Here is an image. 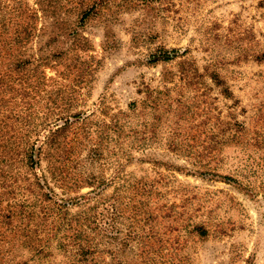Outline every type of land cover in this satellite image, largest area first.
Segmentation results:
<instances>
[{
    "label": "rangeland",
    "instance_id": "1",
    "mask_svg": "<svg viewBox=\"0 0 264 264\" xmlns=\"http://www.w3.org/2000/svg\"><path fill=\"white\" fill-rule=\"evenodd\" d=\"M29 14L33 38L12 47L67 51L44 69L46 105L57 106L48 120L80 112L61 139L73 158L64 165L102 183L99 194L97 183L54 184L59 197H88L70 215L105 199L95 241L126 264H264V0H0V39ZM6 244L0 264H14ZM53 251L23 257L68 264Z\"/></svg>",
    "mask_w": 264,
    "mask_h": 264
},
{
    "label": "trees",
    "instance_id": "2",
    "mask_svg": "<svg viewBox=\"0 0 264 264\" xmlns=\"http://www.w3.org/2000/svg\"><path fill=\"white\" fill-rule=\"evenodd\" d=\"M63 2L67 4L68 1ZM94 9V6L84 9L79 20L83 21ZM28 16V20L17 24L20 27L17 36L0 39V201H5V205H0V240L14 250V264L27 263V258L23 257L24 249L37 259L48 258L56 250L68 264H126L125 259L114 255L110 244L95 241L100 231L106 229L97 221L102 213V210L97 212V208L105 199L70 215L69 207L87 202L88 197L78 201V195L59 197L54 190V184L68 192L84 182L88 186L97 183L90 193H96L98 188L99 194L102 183L90 178L80 182L64 165L73 158L66 154L68 149L61 139H64L66 126L74 123L71 118L81 115L77 111L48 120L50 110L57 106L46 105L45 100L52 93L46 90L44 69L59 64L67 51L62 48L49 52L38 50V53L26 55L24 51L14 49L15 44L23 45L33 38L30 32L35 26L30 20L35 16ZM64 22L66 34L73 36L76 24ZM159 54L161 60L177 56L174 50H162ZM210 77L221 84L216 73ZM222 92L225 96L231 94L227 86ZM51 102L56 103L54 99ZM60 119H64L61 125L57 123ZM45 129L49 131L48 135H44ZM7 160L10 161L9 169L6 168ZM43 162L46 163L44 167ZM208 172L213 169L200 171V174ZM193 230L199 234L207 233L198 223L193 225ZM111 255L116 256L114 262L108 259Z\"/></svg>",
    "mask_w": 264,
    "mask_h": 264
}]
</instances>
